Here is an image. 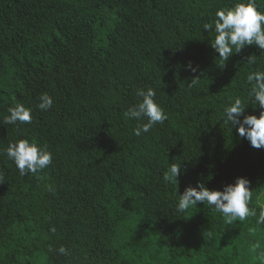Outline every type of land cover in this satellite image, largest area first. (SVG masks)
<instances>
[{
    "label": "trees",
    "instance_id": "1",
    "mask_svg": "<svg viewBox=\"0 0 264 264\" xmlns=\"http://www.w3.org/2000/svg\"><path fill=\"white\" fill-rule=\"evenodd\" d=\"M236 2L0 0V264H264V149L224 123L264 53L221 61L203 29ZM149 87L168 119L137 137L124 113ZM42 93L50 110L37 107ZM16 104L31 123L4 122ZM20 139L46 145L52 165L21 174L5 151ZM173 162L182 172L168 183ZM238 177L257 216L228 224L203 203L177 212L189 186Z\"/></svg>",
    "mask_w": 264,
    "mask_h": 264
},
{
    "label": "clouds",
    "instance_id": "2",
    "mask_svg": "<svg viewBox=\"0 0 264 264\" xmlns=\"http://www.w3.org/2000/svg\"><path fill=\"white\" fill-rule=\"evenodd\" d=\"M203 29L208 33L214 31V39L210 46L218 54L221 61H228L234 54H239L247 46L255 45L264 53V11H261L256 0H238L230 7H225L215 12L213 23H205ZM253 57L249 62L253 63ZM191 71L198 69L189 65ZM249 92L246 97H236L224 109V123L232 132L234 128L239 137L246 139L255 149H264V111L259 116L246 114L249 101L255 105L253 109H264V70L250 72L246 77ZM198 79H193L191 85L197 84ZM137 95L142 98L140 102L130 107L124 116L129 120L137 121L134 134L139 137L148 133L157 123L162 124L168 119L165 108L156 100V92L152 88L138 89ZM37 107L42 111L50 110L54 104L53 98L48 93H42ZM4 122L10 125L31 123L32 109L23 104H16L8 109ZM9 159L13 160L21 174L25 171L33 173L44 170L52 165L53 153L46 145L35 139H20L9 144L5 150ZM182 172V164L169 163L163 173L165 182L178 181ZM253 190L251 181L238 177L234 183L227 184L223 190H209L204 183L196 187L189 186L182 195H179L176 209L178 213H186L188 209L201 203L220 213L228 224L233 221H244L249 216H257V209L253 208ZM264 195V194H262ZM258 225H264V205L259 209ZM257 243L254 249L259 248ZM59 252L68 254L67 249L61 247ZM264 259V257H262Z\"/></svg>",
    "mask_w": 264,
    "mask_h": 264
}]
</instances>
